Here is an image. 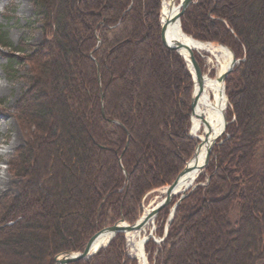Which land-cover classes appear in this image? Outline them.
<instances>
[{"label":"trees","instance_id":"16d2710c","mask_svg":"<svg viewBox=\"0 0 264 264\" xmlns=\"http://www.w3.org/2000/svg\"><path fill=\"white\" fill-rule=\"evenodd\" d=\"M33 5L50 36L33 67L27 107L21 99L17 110L34 131L16 151L12 170L23 182L1 213L0 264H53L118 220L133 224L142 197L175 180L196 146L188 133L192 78L182 57L161 44L160 0ZM180 24L185 35L219 43L240 62L225 81V134L167 236L159 246L146 243L157 254L150 264H174L184 244L190 264H214L226 253L229 264H264V0H197ZM6 39L0 32V48H10ZM143 46L174 68L162 85L172 113L154 137L134 135L135 117L118 102L137 100L130 89L139 68L130 61ZM150 108L132 106L137 118ZM124 248L117 234L72 264H135Z\"/></svg>","mask_w":264,"mask_h":264},{"label":"rangeland","instance_id":"374dc122","mask_svg":"<svg viewBox=\"0 0 264 264\" xmlns=\"http://www.w3.org/2000/svg\"><path fill=\"white\" fill-rule=\"evenodd\" d=\"M246 4H248V2ZM238 6V8L241 9L245 7L242 3ZM0 32L6 34L7 39L4 43L10 45L9 49L0 48V76L4 86L11 87V90L5 91L0 99V108L2 109L0 111V141H3L5 137L10 139L9 144H3L0 146V177H4L6 182L5 189L0 192L1 217V213H3L6 209V205L10 202V200L19 196L22 188L21 183L23 182V179L14 174V171L12 170L16 166L15 164H17L15 160L16 151L25 144L26 139L34 131L29 125H26L20 118H18L19 113L17 111L15 113V117L13 116V104L17 98H21L23 100L22 106L27 107L26 100L28 98V90L32 85L31 80L33 78V67H35V64L38 63L39 59L42 57L45 42L48 36H50V33L44 28L42 17H40L37 10L34 8L33 0H0ZM209 43L211 45H221L219 43ZM151 50L149 47L143 46L140 52L133 56L130 61V64H134L136 66L138 65L139 68L137 75L134 77V81L136 82L135 85H131L132 88L129 86L133 96L136 97L137 94V100H133V104L128 101L127 97H124L126 99L121 98L119 101L117 98L116 99L122 107L125 105V107L128 108L131 116L135 117L133 123V134L144 135L145 132H147L150 137H154L157 129L160 127L161 120L169 117L172 113L170 108L171 103L167 100L166 96H164L167 93V90L165 87L163 88L162 85L164 82L170 80L171 73L174 68H170V64H167L168 62L162 61L157 51L154 49ZM194 54L199 56L202 61L201 71L203 77L211 79L217 78L216 76L218 74L219 66H217L215 60L204 52L195 51ZM121 60L122 64H126L128 62L127 55L125 54ZM130 64H128V66ZM185 67L187 68L186 63ZM187 70L190 74L189 68H187ZM119 90L120 85H117L114 92L117 91L120 93L121 90ZM192 91L189 95V100ZM144 102L151 107L147 112L149 114H145L143 117L137 118V114L133 111L134 108L132 109V106H137L139 104H143ZM226 111L227 109L224 114ZM5 121H7L9 125L6 131L4 130ZM190 127L188 129V133L194 140L196 149L198 143L195 141V137L193 136V133H191ZM14 140L16 143H14L13 148H10ZM194 151L189 160L194 156ZM189 160L185 161V163ZM166 186L167 185L163 187ZM160 188L162 187H157V190L153 189L142 197L139 210L137 211L138 213L133 224L143 215L144 210L157 205L158 202L161 201L163 194L160 193V190H162ZM176 201L177 199H175L168 208L164 209L160 215L149 223L148 226L145 227V230L143 229V232H140L142 233V236L152 233V237L149 238V240L157 246L160 245V241L163 240V237H165L170 224L169 217L172 211L171 209ZM39 203V201H36V205L34 202L31 203V205L36 207ZM234 216L235 215H232L233 218ZM195 231L200 233V230L196 229ZM123 239L125 245L124 256H126L127 259L135 261V264H138V261L130 255V246L127 244L126 236L123 235ZM146 245L147 244L145 243L144 250L148 257L146 261L147 264H150L153 262L157 254L156 251H154L153 253H150V256L149 253L146 252ZM228 254L229 253H226L212 262L214 264H229ZM191 255V248H187L186 244H184V246L178 251L176 260L173 262L174 264H190ZM197 259L200 263L201 258Z\"/></svg>","mask_w":264,"mask_h":264},{"label":"bare ground","instance_id":"6f19581e","mask_svg":"<svg viewBox=\"0 0 264 264\" xmlns=\"http://www.w3.org/2000/svg\"><path fill=\"white\" fill-rule=\"evenodd\" d=\"M180 1H182V0H163L162 1L161 14L163 15V17H162L161 23H166L167 20L171 19V17L176 15V13L179 11L178 6L180 4L179 3ZM166 36H167L168 40H170V41L176 40V41H179L180 43H182L183 45L185 44L186 46H189L193 52L197 51V52L207 53L209 56H211L215 60L217 66H219L218 74L216 76L217 78L211 79L208 77L207 78L204 77L205 80H204L203 87H202L203 92L198 97L199 101H198L197 108H196V117L192 118V120H191V122H192V129H191L192 132L191 133H193V136L195 138L200 139L201 142H198L200 144V147H199L198 151L196 152L197 155L190 160L189 166H192V165L200 166L203 163V160H204L205 155H206L205 154L206 149L209 146V145H206L205 143H203L202 140H204L205 136H209V137L210 136L211 137L219 136L220 133L222 132V129H223V125H224L223 115H224V112L226 110L227 104H226V99L224 97V94L222 93L221 85L219 83H217V79H218V76L220 74H223L224 72H226L228 70L229 64L232 60V55L230 54L229 50L222 45H218V44L211 45L210 43L203 44L201 42L193 40L191 37H189L188 35H185L182 32L181 24H179L178 22H176L172 25V27L168 30ZM180 55L182 56V59L185 60L189 65V61H188L186 51H180ZM195 89H196V87H195ZM10 90H11V87L4 86L3 82L1 81V76H0V99L3 95V93H5V91H10ZM195 93H197V89L195 90ZM101 101H102V99H101ZM20 103H21V98H19V99L17 98L14 101V104H13V108H14L13 116L14 117H15L16 111L19 109L18 107H19ZM1 110L2 109L0 108V111ZM198 116H200L202 118V120L206 122V124H204V122L199 120L197 118ZM8 126L9 125H8L7 121H5L4 122V127H5L4 130L5 131L8 128ZM9 140L10 139L8 137H5V139H3V141H0V146H2L3 144L4 145L9 144L10 143ZM14 143H16L15 140L11 144L10 148L14 147ZM198 175L199 174L196 171H189V173H187L184 176V179L179 183V186L177 187V190L175 191V195H177V198H176L177 200L183 192L188 191L191 188V186H193V184H195L196 179L199 177ZM5 187H6L5 178L0 177V192L2 190H4ZM162 188H163V186H162ZM162 188H160V189H162ZM155 190H157V189H155ZM160 191H161L160 193L163 194V196H164L166 188H163ZM191 191H193V190H191ZM187 195L188 194L186 192L185 197ZM185 197L183 198V200L185 199ZM147 213H148V211L144 210V214H147ZM174 214L169 217L170 223L174 217ZM170 215H171V213H170ZM169 226H170V224H169ZM169 226H168V228H169ZM143 229L145 230V228H143ZM143 229L138 231V232H129L126 234V241H127V244L130 246V253H131L130 255H132L138 261V264H147L146 260L148 257L145 253V250H144V246H145L144 241L146 240V238L150 234L152 235V233H150L149 235L142 236V233H140V232H143L144 231ZM167 234H168V232L166 231L165 235H167ZM111 237H112V235H108V234H105V235H102L101 237H99L94 242V245H93L94 247H93L92 253L94 254V253L98 252L99 250L104 249L106 247L105 245L111 239ZM86 243H85V245H86ZM83 250L82 251L73 250V251L78 252V253H82ZM204 250L207 251L206 248H204ZM73 251H66V252H73ZM86 260H88V259H86ZM81 261H83V260H81Z\"/></svg>","mask_w":264,"mask_h":264},{"label":"water","instance_id":"95a60500","mask_svg":"<svg viewBox=\"0 0 264 264\" xmlns=\"http://www.w3.org/2000/svg\"><path fill=\"white\" fill-rule=\"evenodd\" d=\"M162 1H161V7H162ZM195 1L196 0H182V1H180L179 2L180 4L178 6L179 11L176 13L175 16H173V17H171V19L167 20L166 23H161L163 15L161 14V8H160V25H161L160 36H161L162 46L167 48L169 51H172V52L175 51L180 57H182L180 55V51H186V53H187L189 65L186 62V66H187V68H189L191 78L193 79V88H192L193 91H192V94L190 96V100H191V103H190V111H191L190 122H191L192 118L196 117V108H197V104L199 101L198 97L203 92L202 87H203V83H204L205 78L203 77L201 68L199 67L196 59L193 56V51L191 50V48L189 46H186L185 44L183 45L179 41L168 40L166 34L174 23L178 22L180 24V19L184 15L185 10L190 5H192ZM229 52L232 55V60L229 64L228 70L226 72H224L223 74H220L218 76V79H217V83H219L221 85L222 93L224 94V97H225L224 84H225V81L227 79V76L233 70V68L235 66H237V64L239 63V61L236 60V58L234 57V55L231 53L230 50H229ZM195 87L197 89V93H195V90H196ZM225 99H226V97H225ZM226 104H227V99H226ZM197 118L199 120H201L202 122H204V124H206V122L203 121L200 116H198ZM223 120H224V125H223L222 132L220 133L219 136H217V137L205 136L204 140H202L203 143H205L206 145H209L206 149V152H205L206 155H205V158L203 160V163L200 166H197V165L189 166L190 160L197 155L196 152L198 151V149L200 147V144L198 142H201V140L195 138V141L198 143V145L194 151V156L188 162H186L184 164L185 167L179 173L177 178L171 184H169L167 187H165L166 191H165L164 197L161 199V201L157 205H155L154 207L147 209V211H148L147 214L143 213V215L133 225H129L127 223L125 224L123 222V220H119L118 222L115 223L114 226L106 227L105 229L94 233V236L91 237L88 240V242L86 243V245L84 246L85 248H84L82 253H78V252H74V251L73 252H63L62 254L57 255L56 257L53 258L54 264H71V263H74L76 261L89 259L92 255L95 254V253L94 254L92 253L93 247H94L93 246L94 242L99 237H101L102 235H105V234L112 235V237H111V239H112L113 237L116 236V234L126 235L129 232H138V231L142 230L143 228H145L146 226H148V224L151 223L157 217V215H159V213L163 209L167 208L175 200V198L177 197V195H175V191L177 190L179 183L184 179V176L187 173H189V171H196L199 174L207 166V164L209 162L211 150L214 148V146L217 145L216 142L219 141L221 139V137L223 136V134L225 133L227 121L225 120L224 115H223ZM191 129H192V122H191L190 130ZM186 192L187 191L183 192L181 194V196L178 198V200L175 202V204L173 205V207L171 209L172 211H171L170 216H172L176 212V208L182 202L183 198L186 195ZM151 237H152V235L150 234L146 238L144 243H146L149 240V238H151Z\"/></svg>","mask_w":264,"mask_h":264}]
</instances>
